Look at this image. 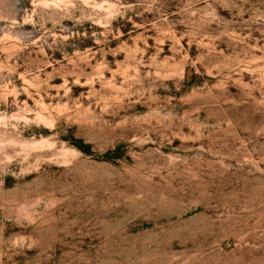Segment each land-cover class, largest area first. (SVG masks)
I'll return each mask as SVG.
<instances>
[{
    "label": "rangeland",
    "instance_id": "rangeland-1",
    "mask_svg": "<svg viewBox=\"0 0 264 264\" xmlns=\"http://www.w3.org/2000/svg\"><path fill=\"white\" fill-rule=\"evenodd\" d=\"M0 264H264V0H0Z\"/></svg>",
    "mask_w": 264,
    "mask_h": 264
},
{
    "label": "trees",
    "instance_id": "trees-1",
    "mask_svg": "<svg viewBox=\"0 0 264 264\" xmlns=\"http://www.w3.org/2000/svg\"><path fill=\"white\" fill-rule=\"evenodd\" d=\"M78 147L84 151H89V147L88 145H82V144H79Z\"/></svg>",
    "mask_w": 264,
    "mask_h": 264
}]
</instances>
